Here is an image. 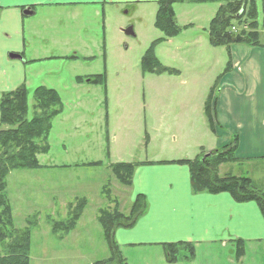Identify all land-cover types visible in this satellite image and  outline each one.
<instances>
[{"label":"crops","instance_id":"obj_1","mask_svg":"<svg viewBox=\"0 0 264 264\" xmlns=\"http://www.w3.org/2000/svg\"><path fill=\"white\" fill-rule=\"evenodd\" d=\"M159 1L0 0V98L23 84L30 89L31 76L37 75L38 65L43 71L51 62L67 66L76 87L94 83L88 78L102 72L85 74L86 62L96 56L107 61L106 39L110 26L107 6L116 9L132 3L158 6ZM225 1L185 0L191 9H195V4L199 7L209 3L208 16L200 15L203 24L195 29L194 37L177 42L174 39L179 37H173L168 48L167 42L164 45L188 67L194 61L198 63L201 58H207L209 68L203 78L196 79V85L200 79L207 90L196 101H175L177 133L173 134L172 141L179 145L170 147L172 156L156 154L140 161L135 171L131 198L144 194L148 209L133 227L115 232L129 264H264V214L258 202L237 201L226 191L196 193L192 189L189 165L169 162L193 159L202 152L235 143L239 160L222 164L220 174L248 176L258 189L264 190L255 181L257 174L258 180L264 173V21L259 45H211L209 22ZM261 3L264 7V0ZM29 9L32 15L25 14ZM86 17H92L90 28L83 24ZM176 18L182 26L191 24L184 31L197 28L186 17L183 22L178 14ZM157 35L162 33L159 31ZM12 54L20 58H13ZM70 56L77 57L67 58ZM173 68L183 73L184 69ZM48 73H53V68L49 67ZM78 76L85 80L77 81ZM214 86L208 117L206 103ZM195 93H198L196 88ZM163 147L165 152L166 145ZM179 242L192 243L195 257L168 262L165 244ZM238 246L244 248L240 257Z\"/></svg>","mask_w":264,"mask_h":264},{"label":"rangeland","instance_id":"obj_2","mask_svg":"<svg viewBox=\"0 0 264 264\" xmlns=\"http://www.w3.org/2000/svg\"><path fill=\"white\" fill-rule=\"evenodd\" d=\"M209 5L198 7L195 4V9H191L185 1L175 4L180 22L186 17L185 20L197 25V28L183 30L179 38L174 39L176 42L196 35L195 29L203 24L200 15L207 14ZM157 7L150 3H132L119 9L107 6L110 23L107 61L96 56L86 62L85 69V74L106 72L107 83H85L83 87H76L69 68L54 62L46 64L47 70L43 71L38 65L37 75L31 76L29 119L34 113V90L39 85L57 89L63 103V111L53 120L47 140L50 151L39 155L42 167L14 170L7 178L16 227L25 226L27 216L38 213L37 226L32 231L31 264H93L109 257L100 217L104 212L128 216L137 197L132 200V184L120 181L110 165L139 162L156 154L172 156L170 147L179 145L172 141L173 134L177 133L175 101H196L206 93L205 83L199 80L209 68L207 58H201L198 63L194 61L193 66L188 67L185 61L167 50L172 38L157 44L154 51L164 66L184 69L183 73L143 72L141 58L151 42L162 36L158 37L159 30L155 26ZM90 19L92 17L84 19L87 28H90ZM243 21L235 26L237 32L249 30V23L244 18ZM259 21L261 26L264 21L262 3ZM61 25L65 23L61 21ZM130 27L134 35L125 32ZM193 48L196 50V46ZM49 67L53 68L51 74ZM197 78H200L198 85ZM164 114L167 117H163ZM94 161L103 164H83ZM256 178L264 189V173ZM104 185H108V191ZM81 198H86L87 203L75 228L63 239L58 238L52 232L54 226L60 224L58 235L64 234L63 223L67 225L78 214ZM4 249V243L0 242V253ZM241 250L244 252V248L238 246V253ZM122 253L129 264L126 253Z\"/></svg>","mask_w":264,"mask_h":264},{"label":"trees","instance_id":"obj_3","mask_svg":"<svg viewBox=\"0 0 264 264\" xmlns=\"http://www.w3.org/2000/svg\"><path fill=\"white\" fill-rule=\"evenodd\" d=\"M185 0H160L155 15V26L162 36L152 41L145 55L141 58L143 72L171 73L179 71L166 67L155 54V46L168 38L177 37L191 24L182 26L176 18L175 4ZM260 5L261 0H227L217 9L210 20L209 42L213 46H229L231 44H260ZM245 19L249 30L237 32L232 30ZM70 56L67 58H76ZM227 70V67H226ZM77 81L85 80L78 76ZM94 83H107L106 72L94 75ZM219 80V79H218ZM213 87L206 103V113L209 115V101H212ZM34 113L30 112L29 89L23 84L13 91L4 93L0 98V242L4 243V252L0 253V264H31L32 231L37 226L38 213L34 212L26 218L23 227H16L11 201L8 195L9 174L14 170H29L42 167L39 155L50 151L48 137L52 129L53 120L63 111L62 99L58 91L44 85L34 90ZM235 143L213 150L214 154L203 160L204 152L193 159L172 160L169 162L186 163L190 167L191 184L194 192H230L240 202L255 200L264 214V190L258 189L254 181L248 176L232 174L221 175L220 166L224 163L236 162L239 158L235 154ZM164 163L168 161H162ZM88 166L103 164L102 161L83 163ZM140 162H118L110 165L112 173L122 182L132 184L133 177ZM108 185H104L108 191ZM103 187V188H104ZM78 214L66 225L63 223V235H58L60 224L53 228V234L62 238L75 228L87 203L81 198ZM148 209V201L144 194L137 195L130 214L124 216L118 212L111 215L104 212L100 217L103 236L109 249V257L96 260L93 264H128L120 245L115 238L118 228H131ZM63 239V238H62ZM168 262L178 260H192L196 255L195 246L188 242L165 244ZM238 253V252H237ZM243 250L238 253L241 255Z\"/></svg>","mask_w":264,"mask_h":264},{"label":"water","instance_id":"obj_4","mask_svg":"<svg viewBox=\"0 0 264 264\" xmlns=\"http://www.w3.org/2000/svg\"><path fill=\"white\" fill-rule=\"evenodd\" d=\"M25 14L26 15H32L33 14V11H31L30 9L29 10H26L25 11ZM125 32L127 33V34H129V35H134L135 33H134V30H133V27H130V28H128V29H125ZM13 58H15V57H19L20 58V55L18 56V55H11ZM211 154H214L213 152H211V153H208V154H206L204 157H203V160L207 157V156H209V155H211Z\"/></svg>","mask_w":264,"mask_h":264},{"label":"flooded vegetation","instance_id":"obj_5","mask_svg":"<svg viewBox=\"0 0 264 264\" xmlns=\"http://www.w3.org/2000/svg\"><path fill=\"white\" fill-rule=\"evenodd\" d=\"M12 55H17V54H12ZM12 57V56H11ZM16 58V57H15Z\"/></svg>","mask_w":264,"mask_h":264}]
</instances>
